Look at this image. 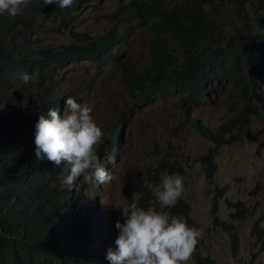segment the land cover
Returning a JSON list of instances; mask_svg holds the SVG:
<instances>
[{"label":"trees","instance_id":"1","mask_svg":"<svg viewBox=\"0 0 264 264\" xmlns=\"http://www.w3.org/2000/svg\"><path fill=\"white\" fill-rule=\"evenodd\" d=\"M86 1L74 0L71 7L62 9L73 11ZM231 1L240 5L247 0ZM251 1L263 12L262 17L254 18L256 36L250 34L246 12L237 10L244 21L226 38L221 37L223 24L214 23L205 8L214 4L212 0H182L170 7L155 0L118 5L112 17L116 15L124 28L126 23L136 21L148 32L140 64L116 52L128 32L117 34L115 23L98 36L84 35L80 41L57 50L40 43L48 25L45 23L38 31V22L33 19L41 14L43 0H30L15 17L0 15V264H110L106 253L115 248L109 240L104 242L106 236L100 228L105 230V226H101L95 205L89 212L88 203L80 201L81 187L78 185L76 191L61 187L56 182L60 174L57 166L35 159V123L40 114L47 115L48 109L59 110L62 98L44 89V83L49 82L44 70L55 73L73 59L100 65L123 58L120 79L132 110L170 95H178L191 105L206 96L209 85L224 81L235 99L226 107L230 114L213 133L205 132L194 117H184L186 125L217 141L224 131L245 123L249 114L264 112L253 102L254 79L264 69V0H249V4ZM50 14L51 10L43 15ZM30 25L32 30L26 31ZM176 44L183 47L180 52ZM25 73L32 77L28 83L21 79ZM239 98L237 105L235 100ZM122 121L118 115L114 121L103 123L109 143L117 142ZM105 147L110 150L108 143ZM208 162L207 176L211 177L214 167L210 158ZM164 172L182 176L183 170L165 158L147 169L145 183L139 186L138 206L150 205L147 185L158 186ZM167 211L184 216L194 226L187 196ZM252 229L263 245L264 210ZM193 260L195 264H216L202 241Z\"/></svg>","mask_w":264,"mask_h":264},{"label":"rangeland","instance_id":"2","mask_svg":"<svg viewBox=\"0 0 264 264\" xmlns=\"http://www.w3.org/2000/svg\"><path fill=\"white\" fill-rule=\"evenodd\" d=\"M130 1L146 0H89L75 11L55 7L49 16H44L45 12L41 11L33 19L38 22V31L45 23L52 25L48 18L54 21L53 31H43L42 45L52 44L56 49L73 42L74 32L92 38L115 23L117 34L128 32L115 48L116 52H122L123 57L140 64L148 45L146 28L136 21L126 23L124 28L116 15L112 17L118 5ZM155 1L170 7L182 0ZM212 1L214 4L205 8L214 23L223 24L221 37L230 36L244 21L237 10L246 12L250 34L256 36L254 18L262 17V11L254 1L249 4L247 0L240 5L231 0ZM29 28L25 30H32L33 26ZM176 48L178 52L183 49L178 44ZM122 60H110L100 65L88 60H69L55 73L44 70L49 75L44 89L52 95L62 96L59 111H66L65 100L69 96L78 103L90 104L91 115L104 132L98 156L101 165L111 174V180L98 185L80 177L73 189L76 191L78 185L81 187L79 198L88 203L89 212L95 205L101 226L108 228L103 233L106 236L104 242L109 240L115 245L114 238L118 234L115 222L118 219L123 222L118 207L137 201L139 186L145 183V172L165 158L179 164L183 170L191 220L194 227L203 230L202 244L215 263L264 264V244L257 240L252 229L264 210V112L249 114L245 123L233 126L221 133L217 141H211L186 125L184 117H194L204 126L205 132L213 133L225 115L230 114L226 107L234 98L224 81L209 85L206 96L191 105L178 95H170L132 110L131 100L120 79ZM235 101L240 105V98ZM253 101L259 106L258 110H264V72ZM118 115L123 121L119 125L117 142L111 144L109 138L105 139L108 130L103 123L114 121ZM209 158L214 167L211 177L207 176ZM66 169L63 163L57 166L58 184L67 174ZM147 186L151 195L149 204L153 205L154 190L158 186ZM190 264H195L193 259Z\"/></svg>","mask_w":264,"mask_h":264},{"label":"clouds","instance_id":"3","mask_svg":"<svg viewBox=\"0 0 264 264\" xmlns=\"http://www.w3.org/2000/svg\"><path fill=\"white\" fill-rule=\"evenodd\" d=\"M43 2L42 9L46 5H53L50 8L52 10L56 6L60 9L71 7L74 0ZM28 3L30 0H0V15L6 13L9 17H15ZM51 22L52 25H48L46 29L53 31L55 23L53 20ZM73 35V42H78L85 33L74 32ZM43 38L42 33V44ZM45 46L56 49L52 44ZM263 72L264 69L254 79L255 96ZM21 79L28 83L32 77L25 73ZM65 105L66 111L63 113L57 109H48L47 115H39L34 131L35 159L41 162L47 160L56 166L62 163L66 165L67 174L61 181V187L69 191L74 189L80 177L88 183H108L112 178L111 174L101 165L98 156V147L102 143L104 132L91 115L92 106L78 103L71 96L66 98ZM186 196L184 177L164 172L154 190L153 205L144 208L138 206L134 200L118 207L123 222L119 219L115 222V228L118 230L114 241L115 248H109L106 253L110 264H190L203 238V230L190 226L184 216L170 215L165 210L173 208L178 200ZM155 205H158V208ZM104 226L105 230L100 228L101 233L108 230L107 226ZM204 255L201 252V256Z\"/></svg>","mask_w":264,"mask_h":264},{"label":"water","instance_id":"4","mask_svg":"<svg viewBox=\"0 0 264 264\" xmlns=\"http://www.w3.org/2000/svg\"><path fill=\"white\" fill-rule=\"evenodd\" d=\"M52 6H53V5H46V6L43 7L42 10L45 11L47 8L52 7Z\"/></svg>","mask_w":264,"mask_h":264}]
</instances>
